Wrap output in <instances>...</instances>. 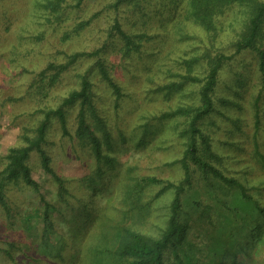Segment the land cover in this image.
<instances>
[{
  "label": "rangeland",
  "instance_id": "obj_1",
  "mask_svg": "<svg viewBox=\"0 0 264 264\" xmlns=\"http://www.w3.org/2000/svg\"><path fill=\"white\" fill-rule=\"evenodd\" d=\"M115 1L0 0V264L126 263L116 254L125 230L159 237L173 196L164 187L184 177L179 161L189 119L160 116L200 105L208 63L219 54L229 58L218 71L213 109L198 126L209 137L212 163L241 183L251 202L264 206V67L257 50L238 52L234 46L246 8L231 6L216 29L207 31L184 19L183 0L176 9L170 0H150L140 12L125 2L115 8ZM115 16L125 31L142 36L139 50L130 56L120 51V37L110 36ZM258 46L264 49V40ZM95 50L98 54L91 55ZM76 52L88 55L75 58L51 81L55 70L48 65L68 62ZM99 62L119 95L100 73ZM84 76L102 118L98 122L88 110V122L107 161H97L89 143L76 135L78 103L64 108L67 132L53 112L79 89ZM47 113L42 148L64 180L62 195L36 150L27 165L38 189L21 179H4L9 149L25 145L24 136H34ZM192 173V187L183 198L189 225L185 252H180L184 261L264 264V221L260 235L243 234L242 213L229 209L242 198L240 189L213 177L206 181L198 169ZM144 177L160 183H142ZM197 201L200 209L193 206ZM44 202L53 221L48 240ZM245 220L252 219L246 215ZM239 243L247 253L236 255ZM225 247L229 251L218 250ZM165 260L176 264L171 248Z\"/></svg>",
  "mask_w": 264,
  "mask_h": 264
},
{
  "label": "trees",
  "instance_id": "obj_2",
  "mask_svg": "<svg viewBox=\"0 0 264 264\" xmlns=\"http://www.w3.org/2000/svg\"><path fill=\"white\" fill-rule=\"evenodd\" d=\"M148 1L150 2V0H116L113 6L118 8V5L121 2H125L132 7L134 12H140L146 7ZM170 1L173 3V8L176 9V6L182 0ZM183 1L185 2L184 19L201 26L207 31H214L216 29V24L219 22V17L225 12V10L231 8V6L237 4L245 7L246 17L244 20H242V25L244 24V28L240 32L239 37L234 43V46L238 52L244 48H252L257 50L261 67H264V49H261L258 46V43L264 40V0ZM53 8H55V6L52 7V9ZM120 19L121 17L118 16L113 17L109 33L110 36H113L114 34L120 37L122 40L120 51L122 54L130 56L132 52L139 50L142 36L131 34L125 31L121 26ZM84 24H86V22ZM98 51L99 50L93 51V54L91 55H97ZM83 55H88V53L76 52L70 56L68 62L58 64L50 63L48 68L55 70L51 76V81H54L55 77L61 71L67 69L75 58ZM227 58L229 57L219 54L215 58L210 59L204 82L201 85L199 91V106L192 108H178L172 112L162 113L160 116L161 119L171 118L172 116L178 114H184L189 117L187 125V143L183 156L179 161L183 169L184 177L181 182L177 184L168 182L164 187L165 189H172L173 196L169 203L167 224L159 237L150 238L134 230H125L124 236L121 238L116 249L118 260L126 261V263L120 262V264H168L165 260V253L170 248L176 264H191L188 259L187 261H184L183 256L181 257L180 255V252H185L183 246L186 242V236L189 228L187 220L184 216L185 201L183 198L187 189L192 187V171L194 169H198L206 181L209 177H213L222 182L236 185L240 189L242 198L238 197L232 205L229 204V209L233 211L239 210V213H242L243 227H245L244 229L246 231L243 234H246L247 232H249L250 235L261 234L263 228L262 221H264V206L253 201L251 202V199L249 195H247L244 186L235 179L228 178L212 163V160L215 158V154L211 150L209 137L205 135L198 126V123L202 117L211 112L213 109L212 93L217 83L218 71L223 60ZM98 67L102 76L109 82L110 86L119 95V87L112 79H110L103 63L99 62ZM169 90L173 89L169 88ZM93 97L94 93L92 91L91 82L86 76H84L81 79L79 89L72 90L69 95L62 100L60 106L53 112L60 120L63 130L67 132L65 126L64 108L73 105L75 102L78 103V125L76 129V135L82 142L89 143L91 151L93 152L97 161H107L109 158L102 154L100 139L96 132L92 129L87 118V111L90 110L91 116L93 118H95L98 122H101L102 120V118L100 119L97 115ZM49 114L50 113H47L45 118L36 127L34 136H24V140L26 142L25 145L12 147L9 149L6 155L7 164L3 173L5 174L4 179H21L26 184L38 189V183L32 178L30 168L27 165V158L30 152L36 150L40 155L44 170L54 179L58 185L59 194L62 195L61 190H64V180L52 169L49 156L42 148V144L45 142L46 138L47 123L50 119ZM103 134L105 135L106 133ZM200 145H202L201 149ZM141 181L142 183H160V180L155 177H144ZM140 185L141 182L139 186ZM2 189V182H0V201L4 205V194ZM133 192L136 191L133 190ZM44 204V239L48 240V235H50L53 231V221L49 213V208H51L49 203L44 202ZM193 206L197 209H200V204L198 201L193 203ZM246 215L252 219L249 223L245 220ZM243 245V243H239L237 245L235 248L236 255L247 250V247H243ZM218 250L229 251L227 247L218 248ZM245 255L247 256V254Z\"/></svg>",
  "mask_w": 264,
  "mask_h": 264
}]
</instances>
